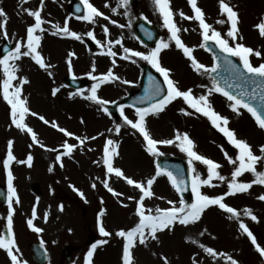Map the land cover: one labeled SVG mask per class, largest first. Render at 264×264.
<instances>
[{"label":"rangeland","instance_id":"1","mask_svg":"<svg viewBox=\"0 0 264 264\" xmlns=\"http://www.w3.org/2000/svg\"><path fill=\"white\" fill-rule=\"evenodd\" d=\"M71 0H44L42 18L46 21L43 25L44 32L41 34V43L38 50L41 51L45 62L50 67L45 70L39 67L30 57H22L18 63L19 77L26 76L29 83L23 86V96L27 99L31 111L43 115L50 122L58 123L60 127L75 133L77 136L96 137L94 140H87L82 146L74 151L71 157L63 156V167L55 157L64 150L60 145L67 140L69 143L78 144L74 137H66L58 129L53 128L51 123L46 125L40 121L38 116L33 117L30 114L26 116L25 122L36 131L38 139L45 145L41 148L38 144L33 143L30 134L16 128L11 123L10 106L3 100L0 94V184L6 183L7 174L3 166V160L7 156V143L12 140L13 154L16 161L26 159L29 153L33 156L31 167L26 164V170L18 172L13 169L15 177L14 186L20 197V203L14 204L15 212L13 216V228L15 236L25 238L26 240H37L46 244L48 247L49 262L48 264H68L66 258L62 259V251L69 243L72 244V250L69 255L72 256L71 263L84 264L85 254L91 246L88 240L91 234L97 235L101 240H107V243L98 245L94 250L92 264H122V248L124 239L118 237L115 233L120 229H129L138 222L136 215V200H129L128 197L139 198L140 192L133 186L127 185L121 178L113 174L109 178V184L117 192L122 193L115 196L108 192L103 186V181L107 178L106 169L102 163V148L108 138L118 141V155L114 158V165L123 169L126 175L134 179L146 181L156 171V160L158 155L153 156L146 151V142L138 130L126 125L122 120L117 121L105 113L101 106L94 101L85 97L89 95L90 89L97 81H94L87 73L92 72V66L95 65L93 75L106 73L109 68L120 76V80L112 83L117 85L107 91L106 85L102 84L98 89V95L110 103L125 96L132 89L140 88V78L144 65H151L147 61L136 59V63L130 61V68H120L115 63H104L97 54V46L92 42L93 54L88 62L83 66L76 64L72 58L71 70L69 69L68 60L60 58L55 52V43L59 42L58 37L54 34L56 29L53 25L61 26L67 18L69 28L78 32L82 38L86 37L88 31H93L95 37L102 36L101 45L108 44V40L122 38L123 47H128L136 51L149 52L156 47L142 44L134 33V23L139 19H145L157 27L161 32V40L169 43V47L162 49L159 53V61L162 66L171 69V77L177 81L181 90L191 88L195 96L207 94L209 88H214L211 74L196 72L188 57L182 49L175 46L174 41L169 40V30L164 27L163 19L159 14L154 0H129L127 8L122 4V0H90L100 11L118 10L115 15L120 18L124 17L123 10H130L126 26L128 27V36L119 28H113L110 19L104 17L97 18L95 24L82 21L71 16L68 12L67 5ZM40 0L29 2L33 5L34 10L39 7ZM230 4L239 13V33L243 37L242 42L246 46L260 50L264 53V36H261L256 25L264 23V0H228ZM18 0H0V8H3L7 15V36L0 31V44L4 38H8L13 48L17 41L26 40V27L34 23V18L22 17L19 15ZM28 3V2H27ZM107 5V7L105 6ZM198 5L205 12L206 21L213 25L222 35L226 36L229 25L218 24L217 21L225 19L219 12L218 0H198ZM171 7L177 13L175 20L181 28L179 33L182 41L191 47H194L193 55L196 59L211 66L214 64L212 53L205 47H200L203 43L201 30L198 22L189 21L178 15L183 11L186 15H192V10L188 0H171ZM17 15V16H16ZM120 16V17H119ZM51 21V24L47 23ZM125 24V23H124ZM107 25L109 33L105 34L103 27ZM187 29V31H183ZM71 40L66 43L67 51L78 49L77 40L68 36ZM52 40V41H51ZM75 42H74V41ZM229 43H234L229 40ZM99 47V46H98ZM23 50V49H22ZM89 50V51H91ZM120 51V50H119ZM75 52V51H74ZM120 54L123 55L121 49ZM62 59V60H60ZM251 62L256 65L264 62V56L250 57ZM2 70V69H1ZM48 72L52 75L49 76ZM73 74L77 77L87 76L92 80V84L81 95H70L78 93L63 84V78ZM202 74V75H201ZM205 75V78H203ZM128 80L131 83L125 84L123 81ZM2 83V76H0ZM16 83V82H15ZM210 83L211 87L207 88L206 84ZM59 88L55 96L52 90ZM213 108L221 115L229 118L227 127L235 130L237 138L246 139L253 148V151L259 155L260 145H264V129L257 126L254 118L247 110L241 108L239 113L230 108V101L221 93L213 91L209 96ZM97 111L101 114L104 127H91L88 132L83 133V127L77 126L69 128V124L75 123L84 111L87 109ZM193 113L186 115L180 109ZM180 111L184 116L178 118L175 116ZM125 115L130 119H136L135 110L124 108ZM76 117V118H71ZM71 118V119H70ZM147 128L155 139H173L177 130L182 134L187 132L189 137L194 141V150L208 158L213 159L221 165L220 173L227 179L231 178L233 165L229 164L224 152L235 158L237 150L230 144L227 138L215 128L210 120L200 113H196L181 98H177L169 104L162 112L150 114L146 117ZM116 124L121 125L119 133L115 132ZM108 129H113L109 132ZM93 130V131H92ZM102 134V135H101ZM32 145V147H29ZM160 155L179 156L187 161L189 158L186 153L174 143L171 145H158ZM55 149L56 151H52ZM44 160L45 167L39 170L38 163ZM36 164H34V162ZM196 170L203 176H207V166L201 162H194ZM52 171H49V168ZM257 170H264L260 164H257ZM250 172L244 173L238 179L243 182H250L254 179ZM95 183L96 187L91 185ZM215 187L203 186L201 191L208 195H219L227 191L226 181L213 179ZM80 189L84 196H80L72 186ZM36 187L40 192H36ZM153 191L155 195L152 198H146L145 205L149 209L168 207L167 200L178 201L180 195L171 185L166 176L157 177ZM264 194V185L253 184L251 189L245 193H238L234 196L225 197V202L236 207L240 213V219L248 224L249 228L257 238V242L264 246V201L258 199ZM37 197L39 200L37 201ZM186 200V199H185ZM188 201V200H186ZM39 203L41 208H36V217L42 214L43 218H36L34 222L40 220L39 228L42 232H35L27 226V219L31 218L33 206ZM63 204V211L59 210V205ZM245 208H251L253 214L258 217L257 221H252L250 217L244 216ZM85 209V214H83ZM104 209L102 217L104 226L107 231L111 232L110 237H104L99 232L98 214ZM8 205L4 208L0 206V233L4 232L6 224ZM48 213L50 223L44 219V214ZM230 214L219 209L218 206H210L205 210L202 218L195 225L180 226L177 225L172 231L165 230L158 233V240H149L145 245H137L133 251L134 264H164L163 257H167L169 264H193V257H197L199 264H217L199 247L200 244L214 247L218 251L228 252L240 264H264V257H261L255 246L251 243L246 234L239 229V220L230 219ZM44 222H43V221ZM51 221H54L51 223ZM38 223H36V227ZM53 234H50V233ZM204 232L201 236L200 233ZM96 236V237H97ZM191 237V240L187 239ZM192 241H196L193 243ZM23 258L28 262L31 260L28 252L27 242L23 245ZM77 246L81 247L80 251ZM0 264L10 262L6 251L0 249ZM219 264H227V261L221 259Z\"/></svg>","mask_w":264,"mask_h":264},{"label":"snow or ice","instance_id":"2","mask_svg":"<svg viewBox=\"0 0 264 264\" xmlns=\"http://www.w3.org/2000/svg\"><path fill=\"white\" fill-rule=\"evenodd\" d=\"M27 2V0H24ZM84 14L77 17V19L82 21H87L91 24L97 22V18L104 17L105 19H110L105 15L104 12L100 11L90 0H82ZM122 4L125 8L129 5V0H122ZM154 4L163 19V25L169 30L170 36L169 40L175 42V46L183 50V53L191 61L193 69L198 73H215L218 68L222 65L220 63L223 60V66L227 68L229 73V80L225 81L224 86H221V83L215 77L213 78L214 88H209L207 94L195 96L193 90L188 88L186 90H181L178 86L177 81L171 77V69L168 67L162 66L159 61V53L162 49L169 47V43L161 40L155 48L149 52L136 51L128 47H123L122 38L115 40H108L107 55L115 58L117 52L112 50V45H120L122 47L124 60L131 61L136 63L138 58L143 61H147L152 65L153 68L162 76V82L155 79L152 76H149V79L153 82L152 88L146 92V94L140 98L141 105L145 104L146 106H140L135 108L136 119H130L124 112V106H120V115L123 118V121L126 125L131 126V128L136 129L142 134L144 141L146 142V151L153 156L160 155L158 145H171L176 144L180 150L187 154L189 158V168L191 171L190 178V190L193 194V199L191 202H188L184 199L183 194L189 189V180L183 177H178L172 171L167 168H162L159 164L156 165L155 174L148 178L146 181L137 180L132 178L129 175H126L122 168L114 165V158L118 155L117 147L118 141L112 138L106 139L103 148H102V161H94V163H102L106 169V179L103 181V186L107 189L108 192L112 193L115 196H120L122 193L117 192L109 184V178L114 174L115 177L121 178L127 183V185L133 186L139 190V198L129 196V200H136V215L138 217V222L129 229H120L115 234L118 237L124 239L123 248H122V264H134L133 251L135 247L139 245H145L149 240H158V233H162L165 230L172 231L177 225L180 226H189L195 225L199 222L204 214L205 210L210 206H218L219 209L223 210L226 213L230 214V219L239 220V229L242 233L246 234L250 239L251 243L255 246L257 252L261 257H264V246H261L257 242L256 236L253 234L248 224L240 219V211L230 204L225 202V197L234 196L238 193H245L253 184L264 185V170H257V164H260L264 168V145L259 147V155H257L252 148V145L243 138H237L235 130L227 127L229 124V118L221 115L217 112L209 99V96L213 91L221 93L224 97L230 101V108L239 113L240 109L243 108L247 110L248 113L254 118L257 126L261 129H264V62L254 65L251 62L250 57H261L264 56L260 50L253 49L250 46H246L242 42H236L242 40L243 37L239 33V13L238 11L228 2V0H218L219 12L225 19H220L217 21L218 24L229 25L226 36L222 35L212 24L206 21L205 12L198 5V0H188V4L192 10V15H186L182 10L178 12V15L189 21L198 22L199 28L201 30L203 43L200 47L208 48L209 42H212L218 49L219 52L214 53V59L216 63L213 65L206 66L205 64L199 62L196 57L193 55L194 47L186 45L180 36L181 28L176 23L175 17L176 12L173 11L171 7V0H154ZM44 0H40L39 7L35 10L33 9H24V11L32 18H34V23L26 27V40L17 41L14 48L6 49V54L0 56V69H2L3 79L0 83V94L7 104L10 106V117L11 123L16 128L23 130L30 134L31 140L33 143L38 144L41 148H44L45 145L40 142L38 139L36 131L33 130L26 122L25 118L27 115L33 117L38 116V118L46 125L51 123L53 128L58 129L59 132L63 133L66 137H74L78 144L69 143L65 140L60 147L64 150L56 155V161L60 162V167H63L62 157L68 156L71 157L74 151L78 146L85 144L87 140H94L96 137L88 136H77L75 133L68 131L64 127H60L58 123L50 122L43 115H38V113L31 111L28 106L27 99L23 96V86L29 83L26 76L19 77L17 73L19 72V65L16 63L22 57H30L40 68L47 70L50 65L45 62V59L40 50L41 43V34L45 31L43 25L45 20L42 18ZM107 7V5H105ZM113 12L116 11L115 8L112 9ZM127 15V12L124 13ZM47 23L51 24V21ZM112 25H117L118 22L114 19L110 20ZM120 28H123L124 25H118ZM56 29L54 34L62 36H70L77 40L82 39L81 35L69 28L67 18L63 25L60 24L53 25ZM259 29L261 36H264V23L256 25ZM0 30L3 31L5 37L7 36V15L3 8H0ZM105 34L109 33V28L107 25L103 27ZM187 31V29H183ZM86 35L92 38L97 45H101V41L95 38L93 31H88ZM229 40H232L234 43L230 44ZM103 47V45H101ZM23 49V50H22ZM75 53L69 54L68 65L71 70V57ZM232 57L239 58L240 63H236ZM115 63V59H113ZM93 71L87 73L94 81H97L90 89V93L85 98L91 101H94L101 106L102 110L105 113H108L109 110L106 107L110 101L102 99L98 95V89L102 84L108 82H114L120 80V76L116 75L111 68L106 73L93 75L95 71V65L92 66ZM48 75L51 76L52 73L48 72ZM14 81L16 83H14ZM230 81V82H229ZM125 84L131 83V81L124 80ZM250 86V90L248 87ZM237 88L239 89V94H235L229 89ZM59 91V88L52 90V95L55 96ZM81 95L82 92L73 93L70 95ZM177 98H181L184 103H186L191 109L195 110L196 113H200L203 116L207 117L211 124L217 128L228 140L230 144L234 146L237 150V155L235 158L229 156L227 152H224V155L229 164L233 165V170L231 172V178L226 180V177L222 175L219 171L221 165L214 161L211 158H208L202 154L197 153L194 148V141L189 137L187 132L180 133L177 130V133L173 139H155L150 134L147 128L146 117L150 114H158L162 112L169 104L175 101ZM259 101V107L252 101ZM181 112H184L186 115H192L193 113L186 111L184 108L180 109ZM110 114V113H109ZM115 132L119 133L121 130V125L116 124ZM109 132L113 129H108ZM102 135V134H101ZM13 141L9 140L7 143V156L3 160V166L7 174V204L8 211L6 217V231L0 233V249L6 251L7 256L10 258V264H29V262L23 258L21 250L18 246L17 239L15 236L13 228V216L15 212L14 204L20 203V197L17 192V189L14 186V175L11 170L10 165L13 161H16V157L13 154ZM32 147V145H29ZM56 151L55 149H51ZM201 162L207 166V176L203 177L195 167L194 162ZM20 164H27L31 167L33 162V156L29 153L26 157V160L17 161ZM49 171H52V168H49ZM250 172L254 175V179L250 182H243L238 178L241 177L244 173ZM166 176L170 181L171 185L175 188L176 192L180 194V199L178 204L176 201L167 200L168 207L149 209L145 205L146 198H152L155 193L153 191V185L157 177ZM218 179L219 181H226L227 191L219 195H208L201 191L203 186L215 187L213 184V179ZM74 190L80 195L84 196V193L72 186ZM92 188L96 187V184L91 185ZM259 200L264 201V194L258 197ZM39 198L37 197V201ZM59 210L63 211L64 205L60 204ZM36 207H33L31 218L27 219V226L33 231L39 233L43 229L36 227L33 223L36 217ZM104 215V209H101L98 214V227L99 232L104 237H110L111 232L107 231L102 217ZM244 216L250 217L252 221L258 222V217L253 214L251 208H245L243 212ZM48 213L44 214V219L47 220ZM201 236L204 235V232L200 233ZM191 240V237H187ZM195 243L196 241H192ZM43 243V241L41 242ZM107 243V240H98L96 243L92 244L87 252V258L85 264H92V257L94 250L97 248V245H102ZM199 247L206 253L213 261H216L219 264L221 259L227 261V264H240L238 259H235L232 255H229L228 252L218 251L214 247L206 246L200 244ZM164 264H169L167 257H163ZM193 264H199L197 257H193Z\"/></svg>","mask_w":264,"mask_h":264},{"label":"bare ground","instance_id":"3","mask_svg":"<svg viewBox=\"0 0 264 264\" xmlns=\"http://www.w3.org/2000/svg\"><path fill=\"white\" fill-rule=\"evenodd\" d=\"M19 3H18V6L20 7L19 9V15L22 16V17H27L28 14L24 11V9H33V5L29 2H33L34 0H27V2H24V0H18ZM80 2V1H79ZM132 3H130L129 5H131ZM118 10H116L115 12H113L112 10H106V13L105 15L111 19H114L118 22L117 25H113V28L115 26V28H119L121 29L120 31H124L125 33V36H128L129 32H128V27L126 26V20L128 19L127 16H129V13H130V10H123V15L124 17H120L118 18L115 13H117ZM127 12V15H125L124 13ZM17 16V15H16ZM125 23V24H124ZM124 25L123 28H120L118 25ZM2 31V30H0ZM57 37H58V41L57 43H55V54L60 56V58H63V59H69V54L70 53H75L74 56L71 57V60L73 58V60H75L76 64L78 65H81L83 66L85 64V62H88L91 58L92 55H94L92 52L93 50H91V47H93L92 45V42L95 43V41L88 37L86 35L85 38H82L80 41H76L78 43V49L77 50H74V51H71L69 49V51L66 50V48H69L66 46V43H69V41H71L68 36H62V35H57L55 34ZM97 40L99 41H103V38L102 36H96L95 37ZM66 40H69V41H66ZM52 41V40H51ZM74 41V40H73ZM75 42V41H74ZM96 44V43H95ZM97 54H99L100 58L102 59V61L104 63H111L113 62V59H115V64L114 65L115 67L118 66L122 69L124 68H130V61L128 60H124L122 58L123 55L120 54V51L122 49V47L120 45H115L113 44L111 47H112V50L114 52H117V56L115 58L107 55V47H108V44L104 45L103 47H101V45H97ZM99 46V47H98ZM94 50H95V47H93ZM91 50V51H89ZM120 50V51H119ZM62 60V59H60ZM203 74V73H202ZM201 74V75H202ZM0 76H2V79H3V74H2V70L0 69ZM203 78H205V75H203ZM15 83V81H14ZM106 85V89L107 91H110L112 90L113 88H117V85L112 83V82H108V84H105ZM206 87L209 88L211 87L210 83H207L206 84ZM176 117L180 118L181 116L183 117L184 115L180 112V111H177V114H175ZM181 117V118H182ZM71 118H76V117H71ZM70 118V119H71ZM41 121V120H40ZM76 122L74 123H71L69 124V128H73V127H77V126H82L83 127V133H87L88 130L91 128V127H100L101 129L104 127L103 125L101 126L102 123H104V120L101 116L100 113H98L97 111H92L91 109H87L86 111H84L82 113V115L77 119L75 120ZM42 122V121H41ZM91 130V129H90ZM93 131V130H92ZM26 160V159H24ZM37 161L34 162V164H36ZM11 167V170H13L14 168L18 170V172H23L24 170H26V163L25 164H20L18 163L17 161H13L12 164L10 165ZM39 170L42 171V168L45 167V162L44 160L41 161V158H40V162L38 163V166ZM34 206L36 208H41V205L39 203H35ZM33 206V207H34ZM38 218H43V215L42 214H38L37 216ZM36 217V218H37Z\"/></svg>","mask_w":264,"mask_h":264},{"label":"water","instance_id":"4","mask_svg":"<svg viewBox=\"0 0 264 264\" xmlns=\"http://www.w3.org/2000/svg\"><path fill=\"white\" fill-rule=\"evenodd\" d=\"M70 12L73 14L80 16L84 14V9L82 4L79 1H73L70 5ZM136 33L138 34L139 38L149 45H153L159 40V32L151 26L149 23H147L144 20H139L136 24ZM209 47L212 49L211 51L214 53L219 52V49L212 43L209 42ZM6 49H10L9 47L4 48V54H6ZM232 59L236 63H240L235 57H232ZM221 67L217 69L215 73H212L213 77L218 79L221 83V86H224L225 81L229 80V73L226 67L223 66V60L220 61ZM149 76L154 77L157 80H161L160 76L149 67H146L144 70V75L142 77V89L139 91H132L129 96L123 98L121 101L116 102L109 106L110 113L114 115H118V111L120 109V106H132L135 105L136 107L140 106H146L147 101H145L144 105H141L140 98L143 97L146 92H148L152 86L153 82L149 79ZM230 82V81H229ZM65 83L68 84L71 87L77 88V89H83L89 84V79L83 78V79H76L73 76H68L65 79ZM248 87V90H250V86ZM235 94H239V89L237 88H231L229 89ZM252 103L256 104L257 107H259V101H252ZM160 166L162 168H167L168 170L172 171L175 175L178 177H183L189 180V189L183 194L187 198L192 197V193L190 190V170L188 167V164L185 160L178 158V157H163V159L160 162ZM43 261V260H42Z\"/></svg>","mask_w":264,"mask_h":264},{"label":"flooded vegetation","instance_id":"5","mask_svg":"<svg viewBox=\"0 0 264 264\" xmlns=\"http://www.w3.org/2000/svg\"><path fill=\"white\" fill-rule=\"evenodd\" d=\"M33 241H35V240H30V241H29V240H26L25 238H22V237H21V238H19V239L17 240V243H18L19 246H22V245H23L24 243H26V242H27V243H31V242H33ZM80 249H81V247L78 246V251H80ZM70 256H71V255H70ZM71 259H72V256H71ZM74 263H75V261H74ZM74 263H73V264H74ZM9 264H10V262H9ZM31 264H37V263L32 259V263H31ZM68 264H72V263H68Z\"/></svg>","mask_w":264,"mask_h":264}]
</instances>
